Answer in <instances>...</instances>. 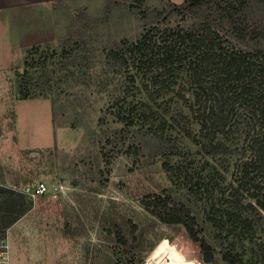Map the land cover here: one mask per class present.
<instances>
[{"label":"rangeland","instance_id":"374dc122","mask_svg":"<svg viewBox=\"0 0 264 264\" xmlns=\"http://www.w3.org/2000/svg\"><path fill=\"white\" fill-rule=\"evenodd\" d=\"M72 1L54 4L58 35L36 44L39 51L27 57L28 63L40 62L28 67L31 72L51 71L48 84L40 95L22 98L8 119L0 118V184L20 188L44 181L49 187L10 224V264H129V259L134 264L152 249L154 256L165 252L181 261L200 259V241L143 208L147 195L163 192L196 216L192 228L213 251V260L204 264H227V250L253 259L257 244L264 242V170H249L255 185L248 189L233 193L231 184L251 157L248 138L258 131L256 114L236 104L229 128L215 139L228 151L209 154L193 139L199 123L188 106L193 94L185 73L154 100L142 89L139 75L128 77L134 65L106 56L114 41L134 39L143 30L141 10L164 9L162 19L170 2L182 0ZM67 35L77 41L63 53ZM23 60L18 71L25 67ZM140 103L158 112L151 123L157 129L164 124L163 133L175 144L172 153L157 154L140 130L142 119L127 115L129 105ZM195 181L199 190L191 185ZM235 212L247 218L250 229L227 219Z\"/></svg>","mask_w":264,"mask_h":264},{"label":"trees","instance_id":"16d2710c","mask_svg":"<svg viewBox=\"0 0 264 264\" xmlns=\"http://www.w3.org/2000/svg\"><path fill=\"white\" fill-rule=\"evenodd\" d=\"M170 3L168 16L162 19L159 18L164 9L141 10V19L146 20L143 30L134 39L123 37L114 41L106 49V56L114 63L134 65L136 70L128 77L134 79L139 75L142 89L154 100L162 92L172 89L185 73L193 94L188 106L199 123L197 137H193L189 130L186 134L209 154L228 151L215 139L229 128L236 104L252 109L257 116L258 131L248 138L251 157L242 162L241 175L236 184H231L233 193L248 189L249 185H255L250 180L249 170H264V0H182ZM173 15L179 18L178 22L167 21ZM76 41L75 36L67 35L61 44L62 52L66 45ZM39 46L34 45L25 51V67L22 71L16 70L15 84L20 98L40 95L50 80L51 71L47 67L40 71L29 70L40 63L35 59L30 63L27 60L30 54L39 51ZM44 63L42 60L41 64ZM179 93L187 102L185 95ZM127 111V115L137 114L142 119L140 130L154 143L152 148L157 149V154L166 156L172 153L175 144L163 133L164 124L157 129L151 123L158 114L152 106L131 104ZM163 165L167 167L168 164L163 162ZM192 178L189 176L187 181ZM191 185L196 190L201 188L197 181ZM30 205L31 201L22 192L0 184V231L25 214ZM143 208L163 224L183 226L193 240L200 241L203 261L213 260L211 245L199 238L192 228L197 220L187 204L163 192L147 195ZM208 215L209 220L218 225L214 215ZM227 215V219L234 221L241 230L251 228V223L242 214ZM117 235L123 241L119 233ZM223 259L227 264H264V242L257 244L253 259L244 260L230 250L224 252ZM129 261L130 264L132 259Z\"/></svg>","mask_w":264,"mask_h":264},{"label":"crops","instance_id":"0c3cea01","mask_svg":"<svg viewBox=\"0 0 264 264\" xmlns=\"http://www.w3.org/2000/svg\"><path fill=\"white\" fill-rule=\"evenodd\" d=\"M61 1L73 2L0 0V118L3 121L8 119L13 106L17 108L23 100L17 95L14 74L20 68L25 51L59 33L53 7Z\"/></svg>","mask_w":264,"mask_h":264},{"label":"built area","instance_id":"2783aa9c","mask_svg":"<svg viewBox=\"0 0 264 264\" xmlns=\"http://www.w3.org/2000/svg\"><path fill=\"white\" fill-rule=\"evenodd\" d=\"M15 189L22 192L26 196V198H28L31 202H34L35 200H37V198H39V196H42L49 191V187L44 181L25 184L20 188H15ZM161 240L159 241V243H161ZM198 243L200 246V242ZM158 245L159 244L157 243L155 247H157ZM153 252L154 250L152 249L138 264H204L202 255L200 256V259L181 261L175 258H169L165 254V252H161L160 256H154ZM11 253H12V241L10 238V228L8 226L0 231V264H10ZM199 253L201 254L200 247H199Z\"/></svg>","mask_w":264,"mask_h":264}]
</instances>
